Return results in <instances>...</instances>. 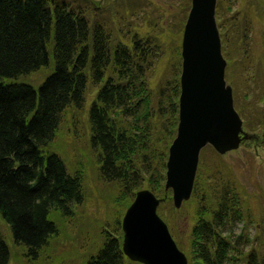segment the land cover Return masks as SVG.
Listing matches in <instances>:
<instances>
[{
	"label": "trees",
	"instance_id": "obj_1",
	"mask_svg": "<svg viewBox=\"0 0 264 264\" xmlns=\"http://www.w3.org/2000/svg\"><path fill=\"white\" fill-rule=\"evenodd\" d=\"M184 1L179 40L190 7V0ZM221 5L218 1L215 16L227 63L225 80L244 129L251 130L256 123L264 126V92L261 80L252 76L250 95L256 92L257 101L248 100L249 85L243 99L238 97L241 84H249L243 77L250 67L247 31L235 15L223 16L230 7L223 10ZM153 13L146 0H115L96 14L87 0H0V218L13 245L28 259H36L58 235L52 218L72 217L83 202L82 173H68L48 147L65 112L84 106L88 87L96 89L86 118L90 148L99 177L118 192L115 206L125 210L137 190H151L163 199L157 212L174 238L176 211L164 182L178 122L180 63L166 84L159 83L155 91L149 87V72L165 54L167 41L176 39L173 29L167 38L164 20ZM179 50V44L172 50L177 60ZM50 55L51 72L37 88L19 81L48 67ZM217 156L211 147L200 152L191 232L186 246L177 245L188 264H264V220L256 223L257 233L249 240L250 198L225 175ZM122 215L112 231L101 230V242L84 264H133L121 248ZM240 223L245 227L236 234ZM254 240L260 244L253 246ZM248 243L249 249L242 251ZM10 256L0 234V264H8Z\"/></svg>",
	"mask_w": 264,
	"mask_h": 264
},
{
	"label": "rangeland",
	"instance_id": "obj_2",
	"mask_svg": "<svg viewBox=\"0 0 264 264\" xmlns=\"http://www.w3.org/2000/svg\"><path fill=\"white\" fill-rule=\"evenodd\" d=\"M114 1L87 0L94 14L97 11H102L104 6L108 7ZM146 1L151 11L154 10L153 16L157 17L159 15V18L164 20L167 38L169 37V29H173L176 34L177 29L181 27V21L184 20L183 10L185 7L183 4H185V1ZM218 1H220V4L222 3L221 7H223V10L230 7L229 12L227 11L228 13H222L223 16L225 14L227 16L235 15L242 26L246 27V39L250 50V67L248 73L244 72L243 77L249 80V84L248 82L241 84L238 89V97L243 99V90L247 92L249 85L248 100L251 104H255L257 101L255 95L257 93L255 92L250 95V78L252 76H254L252 78L256 81L261 80L260 85L264 92V0H216V6ZM230 2H232V5L228 6ZM155 7L156 9H154ZM174 15L176 16L175 25L173 23ZM139 23L142 27L144 26L141 22ZM181 34L180 40L179 34H176L174 41H167L165 54L156 63L153 72H149L148 74L149 87L154 91L160 86L159 83H163L161 86L166 84V79H170L173 72L179 67V63L181 64V60H177V57L175 58L172 54V50L175 51L176 45L179 44L180 47ZM50 65H52L51 55L48 67L22 76L19 81L37 88L51 72ZM236 82L241 83L238 80ZM95 93L96 89L93 87L87 88L84 106L81 110H71L65 114L54 140L48 147L50 151L61 157L67 167L68 173L71 174L74 171L82 173L84 185L83 202L79 206H75L72 217L59 219V221L52 218L58 227L59 233L55 238L50 239L48 245L40 252L36 259H28L21 248L13 245L9 229L0 218V234L11 249L8 264H84L85 257L93 253L95 246L101 242V230L105 228L112 231L110 227L114 226L117 219L123 214V206H115L114 202L118 192L112 183L105 182L99 177L95 152L90 148L86 118L89 104L93 100ZM256 105L260 109L263 107V102H257ZM244 130L248 132V136L249 134H253L255 139L254 137H247L241 142L238 149L227 152L224 155L218 154L214 160L220 163L224 171H228L225 175H231L239 185L245 188L248 198H250L252 218L251 222L249 218L250 223L247 225L250 240L257 233L255 230L256 223L264 220V126L256 123L253 129ZM203 154L209 157L210 151H205ZM193 203V199L191 198L180 209H175L176 212L173 214L174 219L172 221L171 232L176 243L181 246H186L188 243V236L193 223ZM167 214L168 211L165 210L163 215ZM243 227H245V224L240 223L236 225V234ZM249 244L243 246L242 251H247L250 247ZM259 244V240L253 241V246ZM133 264L139 263L133 262ZM239 264L244 263L239 262Z\"/></svg>",
	"mask_w": 264,
	"mask_h": 264
},
{
	"label": "water",
	"instance_id": "obj_3",
	"mask_svg": "<svg viewBox=\"0 0 264 264\" xmlns=\"http://www.w3.org/2000/svg\"><path fill=\"white\" fill-rule=\"evenodd\" d=\"M215 6L216 0H190L182 31L178 123L168 148L164 185L171 190L175 209L191 197L201 149L209 145L224 155L248 137L224 78ZM161 202L149 189L136 191L120 223L122 252L140 264H188L157 213Z\"/></svg>",
	"mask_w": 264,
	"mask_h": 264
},
{
	"label": "bare ground",
	"instance_id": "obj_4",
	"mask_svg": "<svg viewBox=\"0 0 264 264\" xmlns=\"http://www.w3.org/2000/svg\"><path fill=\"white\" fill-rule=\"evenodd\" d=\"M81 109H82V108H80V109H77V110H81ZM68 111L70 112L71 110H67V111L65 112V114H66ZM65 114H64V116H65Z\"/></svg>",
	"mask_w": 264,
	"mask_h": 264
}]
</instances>
